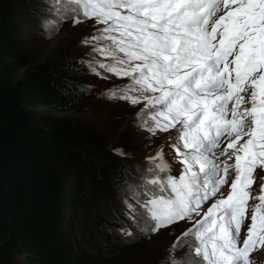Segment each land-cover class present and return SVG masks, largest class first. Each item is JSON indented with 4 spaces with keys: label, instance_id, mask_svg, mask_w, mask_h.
Returning a JSON list of instances; mask_svg holds the SVG:
<instances>
[{
    "label": "snow or ice",
    "instance_id": "snow-or-ice-1",
    "mask_svg": "<svg viewBox=\"0 0 264 264\" xmlns=\"http://www.w3.org/2000/svg\"><path fill=\"white\" fill-rule=\"evenodd\" d=\"M46 3L49 31L103 25L81 41L104 57L89 70L128 79L109 95L142 105L138 127L168 133L182 165L171 174L163 144L145 157L118 233L151 238L183 221L165 264H254L264 251V0Z\"/></svg>",
    "mask_w": 264,
    "mask_h": 264
},
{
    "label": "trees",
    "instance_id": "trees-1",
    "mask_svg": "<svg viewBox=\"0 0 264 264\" xmlns=\"http://www.w3.org/2000/svg\"><path fill=\"white\" fill-rule=\"evenodd\" d=\"M44 4L0 0V264H156L117 231L129 226L125 201L140 183L138 148L108 149L118 113L107 126L82 113L81 34L64 47L36 43L51 20Z\"/></svg>",
    "mask_w": 264,
    "mask_h": 264
},
{
    "label": "rangeland",
    "instance_id": "rangeland-1",
    "mask_svg": "<svg viewBox=\"0 0 264 264\" xmlns=\"http://www.w3.org/2000/svg\"><path fill=\"white\" fill-rule=\"evenodd\" d=\"M44 5L47 6L48 9V5ZM49 17L52 19L51 15ZM37 20L39 21V19L32 21L36 23ZM59 25L63 26H58V31L46 30V33H43L44 36L39 37L40 40L38 39L36 43L44 47H53L54 44V46L64 47L65 40L73 37L75 33H80L82 39H84L91 33L94 35L98 34L96 29L103 27V25H94L93 20H85V23L82 22L77 25H73L69 20H64ZM73 50L78 54L83 53L88 61V65L89 63H94L95 60H104V57L92 52L91 46L83 45L81 42H79V44H74ZM98 71L109 78L104 79L89 70L88 75L84 78V83L89 91V102L87 103L88 107H85L82 113L87 112L91 115V118L93 117L94 119L104 121L103 125L106 126L110 124L111 114H114V112L118 113V125H112L111 129L107 130L108 133L105 135L108 149L111 151L122 149L124 152L127 149V144L129 145L130 142L131 146L134 145L137 147L138 151L136 153H131L138 157L136 160L132 161V172L134 177L137 178L140 177L139 172L150 163L145 160V157L153 156L156 150L163 144L165 145V159L171 164V173L174 176H179L182 165L176 162L174 150L167 147L168 144L172 143L165 139L168 133L158 132L155 137H150L142 127H138L140 117L137 116V112L142 105L131 106L128 102L113 98L109 95L108 90H115L119 87H123L129 82L128 79H121L111 74L103 73V70L98 69ZM77 114V112L72 111V115ZM133 140L134 142H132ZM115 153L117 152L115 151ZM139 163L141 164L138 165ZM133 185L137 186L136 181L133 182ZM256 191H258V188ZM206 207L207 205L205 208ZM188 227H190V224L181 221L178 224L172 225L171 229H161L159 233L152 235L151 238L138 235L135 238V245L140 247L137 251L139 254L146 253L147 261H156V264H165V258L168 255V250L171 248L173 241ZM177 254L179 255L180 253ZM19 259L20 258L17 259L18 262ZM253 260L254 264H260L259 258ZM130 263L131 262L128 264Z\"/></svg>",
    "mask_w": 264,
    "mask_h": 264
},
{
    "label": "clouds",
    "instance_id": "clouds-1",
    "mask_svg": "<svg viewBox=\"0 0 264 264\" xmlns=\"http://www.w3.org/2000/svg\"><path fill=\"white\" fill-rule=\"evenodd\" d=\"M139 178L140 177H137V179H139ZM252 258L253 259L259 258L260 259V264H263L264 263V251H260L259 253H254Z\"/></svg>",
    "mask_w": 264,
    "mask_h": 264
}]
</instances>
